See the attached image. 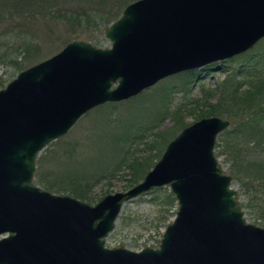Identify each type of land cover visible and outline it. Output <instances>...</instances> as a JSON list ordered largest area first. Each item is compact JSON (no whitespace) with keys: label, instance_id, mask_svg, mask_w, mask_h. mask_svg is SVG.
I'll list each match as a JSON object with an SVG mask.
<instances>
[{"label":"water","instance_id":"1","mask_svg":"<svg viewBox=\"0 0 264 264\" xmlns=\"http://www.w3.org/2000/svg\"><path fill=\"white\" fill-rule=\"evenodd\" d=\"M72 41L0 90V264H264L215 149L220 117L184 128L134 187L95 205L34 183L37 159L89 112L243 55L264 39V0H137L105 31ZM169 188L174 220L157 247H106L128 202Z\"/></svg>","mask_w":264,"mask_h":264},{"label":"rangeland","instance_id":"2","mask_svg":"<svg viewBox=\"0 0 264 264\" xmlns=\"http://www.w3.org/2000/svg\"><path fill=\"white\" fill-rule=\"evenodd\" d=\"M135 1L137 0L55 1L54 7L58 8L54 11V17L34 22L35 32L26 40L29 48L26 47L8 61H0V89L5 88L20 72L53 57L72 41L110 47V42L105 38L106 29L115 22L116 15ZM59 7L63 9L59 10ZM4 41L5 39H0V43ZM262 50L264 51V40L243 55L252 53L257 56ZM247 57L240 55L226 62L212 64L205 70L194 71L195 78L190 84L184 74L166 79L137 97L139 99L135 103H117L119 105L113 110L116 113L112 118L111 109H95L82 117L65 137L44 149L37 161L41 159L44 163L43 170L56 174L58 179L65 180L69 175H78L81 178H92L93 181L99 180L93 185L96 203L107 195L127 192L135 185L131 182L129 171L122 164L126 148L129 149V157H137L145 160L148 165H155L159 161L154 159L159 136L166 133L169 135L176 123L190 125L196 122L191 117L194 113L190 110L205 112L206 107L219 103L222 98L221 83L234 70L244 65ZM207 68L209 69L206 70ZM178 107L183 108L179 117H160L161 109L170 112ZM220 118L228 120L230 126L219 135L217 144L220 137L234 130L238 122L240 124L238 119L225 116ZM142 133L144 136L140 139ZM258 156L264 160V152L260 151ZM217 158L228 175H235L232 176V185L239 193V201L247 221L264 228V177L258 176H264V170L246 169L239 172L234 170L232 163L227 162V158ZM34 183L37 184L35 176ZM165 189L170 192L169 188H164L125 204L116 222V229L106 239V247L124 246L131 251L157 247L161 239L159 234L165 230L161 227L164 218L177 211V207L172 210L171 207L164 206L163 192L152 195ZM174 218L171 217L170 221Z\"/></svg>","mask_w":264,"mask_h":264},{"label":"trees","instance_id":"3","mask_svg":"<svg viewBox=\"0 0 264 264\" xmlns=\"http://www.w3.org/2000/svg\"><path fill=\"white\" fill-rule=\"evenodd\" d=\"M55 1L57 0H0V39H5L4 42L0 43V61L5 62L10 60V58L12 59L27 47L28 44H26V40L29 39L30 34H34L35 32L34 22L41 18L54 17V11L58 8L54 7ZM60 9L62 10L63 7H59V10ZM121 14L122 13L115 16L117 17L115 21ZM104 25H106V23ZM28 48L29 47H27V49ZM248 55H242L244 57L248 56V60L245 61V64L239 67L238 70H234L228 75L221 83L222 91H220L222 98L219 103L210 105L208 106L209 108L206 107V109H204L205 112L190 110V112L194 113L191 114L193 115L191 117L195 118L196 121L210 116H225L240 120V124L238 122L234 130H230L224 134V136L220 137L219 143L216 145V149H218V151H216L217 157L227 158V162L232 163L236 171H243L246 169L250 171L264 170V160L258 156L260 151L264 152V149L260 150V148H264V51L257 56L252 53ZM250 55L253 56L250 57ZM208 69L209 68L206 70ZM183 74V76L188 77V84L195 78L194 72ZM0 86L2 87V85ZM138 99L139 98H134L125 103H135ZM117 105L119 104H107L97 108V110L111 109L112 115L110 118H112L115 116L116 112H113V110L117 108ZM165 111L166 112L161 109L160 117L163 115H168L171 118L179 117L183 108L178 107L173 111L168 110L170 112H167V109H165ZM165 118L166 117H164V119ZM187 126H189L188 123H176L174 129H172L169 134L170 136L168 133L161 134L159 139H157L159 142L156 146V155L154 159L156 158L159 160L167 145ZM247 128H249V130H247ZM142 136H144L143 133L140 139ZM136 138H138V136H136ZM154 145H156V143ZM239 146L241 148H238ZM152 161L153 159L151 162ZM146 163L145 160L138 159L137 157H129V149L126 148L122 164L125 165V168H127L132 176V184H138L154 166L153 163L150 165ZM43 166V161L39 159L35 172L38 186L55 194H69L84 202L90 204L96 203L93 185L99 180L93 181L92 178H81L78 175H69L65 180L58 179L55 176L56 174L53 175L54 173L43 170ZM231 176L235 177L233 173ZM258 176L264 177L260 174H258ZM161 192L164 193V206H169L174 210L177 207L176 200L166 189L152 195H157ZM175 213L176 211H173L169 213L171 216L164 218L161 224L162 228L165 229L168 226L171 222L170 218L175 217ZM262 217L264 220L263 214ZM159 235L162 236L161 233Z\"/></svg>","mask_w":264,"mask_h":264}]
</instances>
